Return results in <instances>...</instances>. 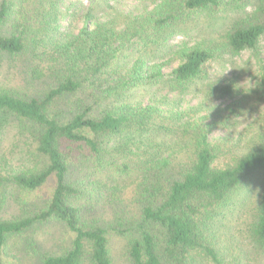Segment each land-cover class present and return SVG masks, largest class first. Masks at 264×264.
Returning a JSON list of instances; mask_svg holds the SVG:
<instances>
[{"label": "trees", "instance_id": "1", "mask_svg": "<svg viewBox=\"0 0 264 264\" xmlns=\"http://www.w3.org/2000/svg\"><path fill=\"white\" fill-rule=\"evenodd\" d=\"M63 2L0 0V60L23 64L24 87L0 89V133L11 128L29 146L22 170L0 174V211L9 186L24 195L18 199L22 216L0 219V264L12 239L52 221L72 234L71 247L40 264H113L99 193L115 210L114 229L130 235L131 264H225L212 228L233 195L264 173V144H251L219 166L230 152L210 141V125L179 122L181 114L165 116L158 106L134 104L132 96L137 87L163 80V64L150 59L163 56L179 22L218 12L227 0H164L139 16L117 13L104 21L94 20L102 0H91L93 10L77 35L60 26ZM256 7L228 34L231 51L256 48L264 34V0ZM179 56L169 82L188 87L215 52L198 45L181 48ZM235 91L233 84L213 89L217 97ZM239 105L229 108L239 114ZM127 178L135 181L127 198L138 206L135 213L123 197ZM52 181L47 199L32 197ZM254 235L264 244V197Z\"/></svg>", "mask_w": 264, "mask_h": 264}, {"label": "rangeland", "instance_id": "2", "mask_svg": "<svg viewBox=\"0 0 264 264\" xmlns=\"http://www.w3.org/2000/svg\"><path fill=\"white\" fill-rule=\"evenodd\" d=\"M163 1L102 0L101 5L95 8L94 20L104 21L117 13L139 16L140 13L156 9ZM259 2L260 0H227L226 6L218 12L204 10L186 15L185 20L179 22L176 32L167 39L163 56L160 57L158 53L156 59H150V63L153 61L163 64V80L157 82L156 79L137 87L132 96L134 104L143 107L158 106L165 116L181 114L179 122L210 125V141L230 152L228 156L217 160L219 166L232 163L234 158L243 154L251 144H264V91L259 89L264 75V34L254 49L248 48L235 53L228 47V34L239 20L254 12ZM91 5V0H64L61 5L63 14L59 20L61 28L67 33L77 35L93 10ZM124 25L123 21L120 27ZM198 45L212 49L215 57L206 63L201 77L188 87L171 86L169 80L172 70L181 61V48ZM131 57H134V54ZM22 72L23 64L18 59L0 60V89L14 86L24 88L23 76L20 75ZM229 84L236 87L233 97H217L213 93L214 88ZM233 103L240 104L239 114L230 110L229 106ZM160 140L161 137L158 138V141ZM28 149L29 146L16 137L11 128L0 133V174L8 176L22 170ZM177 149L178 147H173V151ZM168 153L170 151H166L163 157H167ZM97 177L98 174H95L94 179ZM130 178L126 180L128 187L123 190L125 199L133 192L132 183L135 181ZM53 186V181L49 182L43 189L32 193V197L47 199L53 191ZM7 189V201L0 211L2 220L22 216L18 199L23 198V191L16 190L13 185ZM99 196L97 206L101 209L100 220L110 229L109 245L113 264H131L130 235L117 233L114 229L117 223L115 210L110 202L106 203V199L101 198L102 193H99ZM263 197L264 173L248 180L243 188L233 195L228 208L215 220L211 235L214 246L225 264H264V244L254 235ZM41 200L40 202H43ZM125 203L132 213L136 212V204L129 199ZM72 237L61 223L52 221L36 225L21 237L12 239L3 254L4 262L40 264L45 255H58L69 249ZM83 264L90 263L86 260ZM197 264L210 262L205 260Z\"/></svg>", "mask_w": 264, "mask_h": 264}]
</instances>
